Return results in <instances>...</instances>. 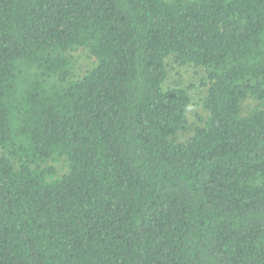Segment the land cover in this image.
<instances>
[{
  "label": "trees",
  "instance_id": "1",
  "mask_svg": "<svg viewBox=\"0 0 264 264\" xmlns=\"http://www.w3.org/2000/svg\"><path fill=\"white\" fill-rule=\"evenodd\" d=\"M0 264H264V0H0Z\"/></svg>",
  "mask_w": 264,
  "mask_h": 264
},
{
  "label": "rangeland",
  "instance_id": "2",
  "mask_svg": "<svg viewBox=\"0 0 264 264\" xmlns=\"http://www.w3.org/2000/svg\"><path fill=\"white\" fill-rule=\"evenodd\" d=\"M72 56L74 58L73 78L81 77L86 70L92 68L95 64V61L88 56L86 50L76 51L72 53ZM167 62H172V60L169 58ZM168 70V79L164 86L169 87L178 84L181 88H186L190 97V106L186 116L187 129L190 132L194 126L201 125V120L206 118V112L201 106L202 98L206 94V87L200 85L204 79V70L193 67H179L176 64H171ZM254 106L253 101H245L242 105V114H248ZM61 166L62 164H59V167Z\"/></svg>",
  "mask_w": 264,
  "mask_h": 264
}]
</instances>
